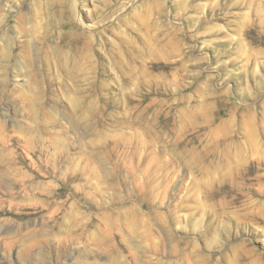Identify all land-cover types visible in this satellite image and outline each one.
I'll return each mask as SVG.
<instances>
[{
  "label": "rangeland",
  "instance_id": "1",
  "mask_svg": "<svg viewBox=\"0 0 264 264\" xmlns=\"http://www.w3.org/2000/svg\"><path fill=\"white\" fill-rule=\"evenodd\" d=\"M77 1L0 0V264H264V0Z\"/></svg>",
  "mask_w": 264,
  "mask_h": 264
},
{
  "label": "bare ground",
  "instance_id": "2",
  "mask_svg": "<svg viewBox=\"0 0 264 264\" xmlns=\"http://www.w3.org/2000/svg\"><path fill=\"white\" fill-rule=\"evenodd\" d=\"M71 4H72V10H73V13H74V16H75V18H76V20H77V22H78V24L80 25V26H85V27H87V28H89L88 26H86V24H84L83 23V21H82V16H81V14H80V11H79V8H78V1L77 0H71ZM71 6V5H70ZM70 9H71V7H70ZM86 23V22H85ZM84 27V28H85Z\"/></svg>",
  "mask_w": 264,
  "mask_h": 264
}]
</instances>
